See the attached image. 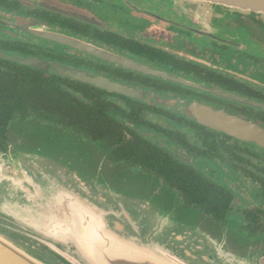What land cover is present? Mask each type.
<instances>
[{
  "label": "flooded vegetation",
  "instance_id": "obj_1",
  "mask_svg": "<svg viewBox=\"0 0 264 264\" xmlns=\"http://www.w3.org/2000/svg\"><path fill=\"white\" fill-rule=\"evenodd\" d=\"M15 69L60 89L103 137L48 107H27L0 119L5 157L9 127L36 120L91 144L112 170L157 180L169 192L165 202L203 217L201 225L239 255L232 264H264V134L242 126L264 132V14L189 0H0V72Z\"/></svg>",
  "mask_w": 264,
  "mask_h": 264
},
{
  "label": "water",
  "instance_id": "obj_2",
  "mask_svg": "<svg viewBox=\"0 0 264 264\" xmlns=\"http://www.w3.org/2000/svg\"><path fill=\"white\" fill-rule=\"evenodd\" d=\"M189 1L264 14V0ZM38 35L75 48L79 45L60 33ZM92 53L132 70L159 75L116 56ZM24 64L44 67L30 61ZM54 69L60 76H74L71 71ZM87 81L120 91L100 79ZM205 116L206 121L214 120L209 113ZM242 126L254 137L264 134L254 125ZM221 130H228L227 125ZM11 147L9 157L0 152V264H51L45 259L56 264H232L231 258L239 257L208 232L202 220L195 222L192 213L169 212L155 180H132L139 196H128L123 190L129 187L126 181L93 169L75 150L69 153L78 158L77 164L67 169L41 160V154H23ZM169 215L183 219L186 225L176 221L166 227ZM6 231L17 235L16 239L5 235ZM43 250L48 251V258Z\"/></svg>",
  "mask_w": 264,
  "mask_h": 264
},
{
  "label": "rangeland",
  "instance_id": "obj_3",
  "mask_svg": "<svg viewBox=\"0 0 264 264\" xmlns=\"http://www.w3.org/2000/svg\"><path fill=\"white\" fill-rule=\"evenodd\" d=\"M252 51L255 50L252 49ZM7 138L10 146L12 144L15 150L22 151L23 154L25 153L28 155H31L32 153L39 155L41 154L43 156V159L48 160L49 162H55L62 166L64 165V167L67 169L74 167L77 164L78 158H72V156L74 157V155L72 153H69L70 150H75L78 152V155L89 161L90 166L93 169H101L103 173L110 174L112 178H120V180L126 181L125 186L129 187L123 188V190L126 191L128 196L130 194L132 196H139L135 187L137 185L132 181L137 180L138 176H132L131 174L125 172H117L116 170H120L119 168H115L112 170L105 159L101 157V154L97 152L91 144L79 142L65 132L49 128L36 120H30L25 124H12L8 129ZM144 189H146V186ZM159 191L161 193H164L165 195L169 193L163 187H159ZM147 194L148 193L146 192L143 196ZM169 196L171 197V195ZM166 209L168 211L170 210L169 212H171L172 210H174V212L181 210L188 211L193 214L189 215L195 219V222H198V220H203V217H200L198 214L197 216H195V213L192 212L191 209L187 210L184 208H178L176 204L172 203V200L166 201ZM176 218L177 216L169 215L166 219V227L169 228V226L171 225L170 223H172L173 225L176 221L186 225V222L183 219L178 218L176 220ZM18 223L19 225H21L20 220H18ZM204 224L207 225V223ZM4 234L13 238L14 240L17 236L8 231H6ZM235 245L244 246L237 243H235ZM42 253L46 258H48V251L43 250ZM45 260H47L51 264H56L52 259Z\"/></svg>",
  "mask_w": 264,
  "mask_h": 264
},
{
  "label": "trees",
  "instance_id": "obj_4",
  "mask_svg": "<svg viewBox=\"0 0 264 264\" xmlns=\"http://www.w3.org/2000/svg\"><path fill=\"white\" fill-rule=\"evenodd\" d=\"M30 72L29 75L22 74L18 69L11 70V73L0 72V119L2 121L10 119L14 112H21L27 107L37 112H42L45 107H48L51 109V114L59 115L92 138L103 137L95 131L101 129L93 127L92 115L82 110L78 103L69 101L67 95L60 89L53 88L51 84L41 81L34 72ZM4 129L5 126L0 125V134H4Z\"/></svg>",
  "mask_w": 264,
  "mask_h": 264
}]
</instances>
